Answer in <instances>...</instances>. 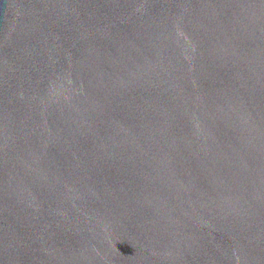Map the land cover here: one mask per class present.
<instances>
[{
	"label": "water",
	"instance_id": "obj_1",
	"mask_svg": "<svg viewBox=\"0 0 264 264\" xmlns=\"http://www.w3.org/2000/svg\"><path fill=\"white\" fill-rule=\"evenodd\" d=\"M0 264H264V0H0Z\"/></svg>",
	"mask_w": 264,
	"mask_h": 264
}]
</instances>
